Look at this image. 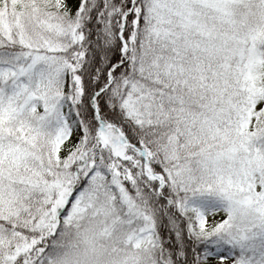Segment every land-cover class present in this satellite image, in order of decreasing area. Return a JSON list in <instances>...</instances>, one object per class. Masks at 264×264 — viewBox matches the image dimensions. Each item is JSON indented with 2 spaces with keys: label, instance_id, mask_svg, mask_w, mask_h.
I'll return each mask as SVG.
<instances>
[{
  "label": "snow or ice",
  "instance_id": "6c2138e0",
  "mask_svg": "<svg viewBox=\"0 0 264 264\" xmlns=\"http://www.w3.org/2000/svg\"><path fill=\"white\" fill-rule=\"evenodd\" d=\"M0 264H264V0H0Z\"/></svg>",
  "mask_w": 264,
  "mask_h": 264
}]
</instances>
